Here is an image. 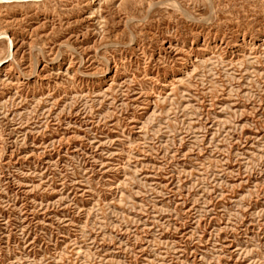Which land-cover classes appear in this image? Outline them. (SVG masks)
<instances>
[{"label":"rangeland","instance_id":"rangeland-1","mask_svg":"<svg viewBox=\"0 0 264 264\" xmlns=\"http://www.w3.org/2000/svg\"><path fill=\"white\" fill-rule=\"evenodd\" d=\"M0 264H264V0H0Z\"/></svg>","mask_w":264,"mask_h":264}]
</instances>
